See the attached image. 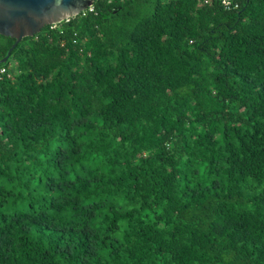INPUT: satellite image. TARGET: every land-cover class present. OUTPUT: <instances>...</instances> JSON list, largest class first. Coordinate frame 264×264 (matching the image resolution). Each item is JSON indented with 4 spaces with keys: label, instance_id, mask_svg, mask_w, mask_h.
I'll return each instance as SVG.
<instances>
[{
    "label": "trees",
    "instance_id": "obj_1",
    "mask_svg": "<svg viewBox=\"0 0 264 264\" xmlns=\"http://www.w3.org/2000/svg\"><path fill=\"white\" fill-rule=\"evenodd\" d=\"M201 1L94 0L0 62V264H264V0Z\"/></svg>",
    "mask_w": 264,
    "mask_h": 264
},
{
    "label": "water",
    "instance_id": "obj_2",
    "mask_svg": "<svg viewBox=\"0 0 264 264\" xmlns=\"http://www.w3.org/2000/svg\"><path fill=\"white\" fill-rule=\"evenodd\" d=\"M94 0H0V35L14 41L0 62H4L14 45L32 36L43 26L57 24L90 8ZM230 1V0H227Z\"/></svg>",
    "mask_w": 264,
    "mask_h": 264
},
{
    "label": "built area",
    "instance_id": "obj_3",
    "mask_svg": "<svg viewBox=\"0 0 264 264\" xmlns=\"http://www.w3.org/2000/svg\"><path fill=\"white\" fill-rule=\"evenodd\" d=\"M222 1V3H223V5L225 6V8H228V6H229V1H227V0H221ZM208 2V0H202L201 1V3H207ZM55 24H52V25H49V26H54ZM3 72H5V70H4V68H0V74H2Z\"/></svg>",
    "mask_w": 264,
    "mask_h": 264
}]
</instances>
